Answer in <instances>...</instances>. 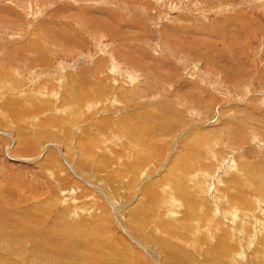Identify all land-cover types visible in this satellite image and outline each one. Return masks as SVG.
Segmentation results:
<instances>
[{
  "label": "rangeland",
  "instance_id": "374dc122",
  "mask_svg": "<svg viewBox=\"0 0 264 264\" xmlns=\"http://www.w3.org/2000/svg\"><path fill=\"white\" fill-rule=\"evenodd\" d=\"M174 259L264 264V0H0V264Z\"/></svg>",
  "mask_w": 264,
  "mask_h": 264
},
{
  "label": "bare ground",
  "instance_id": "6f19581e",
  "mask_svg": "<svg viewBox=\"0 0 264 264\" xmlns=\"http://www.w3.org/2000/svg\"><path fill=\"white\" fill-rule=\"evenodd\" d=\"M74 101V100H73ZM75 104V103H74ZM80 104V103H79ZM76 105V104H75ZM82 105V104H81ZM79 107V106H78ZM82 111V110H81ZM7 135V134H6ZM47 135V134H46ZM53 135V134H52ZM47 137V136H46ZM49 137V136H48ZM67 138V137H66ZM65 138V139H66ZM64 139V138H63ZM26 141V140H25ZM27 141H28V139H27ZM75 141V140H74ZM71 142V141H70ZM136 142V141H135ZM134 143V142H133ZM54 145V144H53ZM34 146V145H33ZM18 148V147H17ZM76 148H78V147H76ZM20 149V148H19ZM57 149V148H56ZM49 153V152H48ZM50 154V153H49ZM31 156V155H30ZM65 157V156H64ZM110 163V162H109ZM56 164V163H55ZM45 165V164H44ZM51 166V165H50ZM110 167V166H109ZM85 180V179H84ZM190 180H191V178H190ZM176 190L178 191V190H180L179 188H176ZM177 193V192H176ZM160 208V207H159ZM40 211V210H39ZM38 212V211H37ZM43 213V212H42ZM200 213V212H199ZM201 214V213H200ZM235 216V215H234ZM161 218L162 219H164V216L163 215H161ZM39 219V218H38ZM42 219V218H41ZM41 219H39V221H41ZM44 222V221H43ZM164 222H165V220H164ZM174 223H177V221L176 222H174ZM41 225V224H40ZM42 225H43V223H42ZM144 225V224H143ZM145 227V226H144ZM146 227H148V226H146ZM122 230V229H121ZM142 230V229H141ZM140 230V231H141ZM226 232V234H227V232L228 231H225ZM221 234V233H220ZM228 235V234H227ZM127 236H128V238H129V240H130V237H129V235L127 234ZM126 236V237H127ZM221 237V238H220ZM111 238V237H110ZM226 239H228V238H226ZM113 240V238H111V240H110V242ZM136 240V239H135ZM213 240H214V236H213ZM107 241V240H106ZM117 241V240H116ZM115 242V241H114ZM212 242V241H211ZM113 243V242H112ZM140 243V242H139ZM133 244H134V242H133ZM213 247H214V249H213V252L215 253V254H217V255H221L222 253H224V254H226L227 255V253L228 252H230V245L229 244H227V241L225 240V238H224V236L223 235H220L217 239L215 238V242L213 243V244H211ZM142 248V247H141ZM114 249V248H113ZM142 250V249H141ZM88 252V251H87ZM118 251L117 250H115L114 249V251H113V254H114V256L116 255V253H117ZM92 253V252H91ZM233 253V252H232ZM231 253V254H232ZM178 254V253H177ZM223 254V256H225ZM230 254V253H229ZM234 254V253H233ZM232 254V255H233ZM102 255V254H101ZM231 256V255H230ZM135 257V256H134ZM180 257V256H179ZM179 257H177V258H179ZM232 257V256H231ZM102 258V257H101ZM95 259V258H94ZM140 259V258H139ZM180 260V259H179ZM179 260H177V259H174V262H173V264H175V262L176 261H179ZM85 262V261H84ZM142 264V263H141Z\"/></svg>",
  "mask_w": 264,
  "mask_h": 264
}]
</instances>
